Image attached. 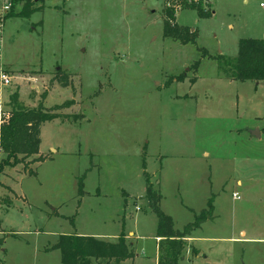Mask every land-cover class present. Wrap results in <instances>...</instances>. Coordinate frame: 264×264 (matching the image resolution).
I'll list each match as a JSON object with an SVG mask.
<instances>
[{"label": "rangeland", "instance_id": "374dc122", "mask_svg": "<svg viewBox=\"0 0 264 264\" xmlns=\"http://www.w3.org/2000/svg\"><path fill=\"white\" fill-rule=\"evenodd\" d=\"M247 1L0 0V14L9 3L0 128L13 104L66 103L42 126L43 161L19 154L0 172V264H63L52 250L60 235L114 241L123 226L135 233L127 235L135 257L124 264H158L148 182L178 230L209 201L215 208L178 264L246 263L243 244L231 238L248 221L264 228V81L228 79L218 57L231 60L242 38L262 37L264 0ZM191 3L215 14L200 17ZM166 9L177 13L172 25L197 31L196 44L164 37ZM7 157L0 145V163ZM247 264H264V242L247 251Z\"/></svg>", "mask_w": 264, "mask_h": 264}, {"label": "trees", "instance_id": "16d2710c", "mask_svg": "<svg viewBox=\"0 0 264 264\" xmlns=\"http://www.w3.org/2000/svg\"><path fill=\"white\" fill-rule=\"evenodd\" d=\"M189 8L195 9L200 17H210L214 15V10H205L202 4L191 3ZM177 13L166 9V20L163 26L164 37L173 38L182 44H196L198 34L187 26H180L176 21ZM26 16V15H25ZM202 55L211 58L205 48H201ZM218 59L225 62L224 72L227 78L237 81H264V39L242 38L239 41L238 54L231 60H226L223 55ZM199 61L194 64L197 71ZM186 75L179 76V81H183ZM59 83L63 87L70 84L68 75H59ZM196 82V79H191ZM58 104L51 108H46L40 104L37 108H23L13 104L10 111V118L7 124L0 128V145L7 154V159L0 163V172L7 165H15L20 162L18 155L25 157L38 155L37 161L45 158L40 152L41 130L44 123L52 121L61 116L60 111L64 105ZM11 160H13L11 162ZM27 166V165H26ZM30 174L34 172L29 170ZM85 175L79 178L78 191L84 195ZM148 182V181H147ZM148 205L158 218L156 237L159 238V259L158 264H178L182 258V253L192 232L201 227V224L208 220L207 212L213 208L212 201L208 202L209 210L203 209L196 215L194 222L188 223L183 230L175 228V222L169 214L161 207L162 194L156 191L148 182L147 185ZM53 249L61 252L63 264H91V259H106L105 264L115 261V264H122L128 259L135 257L133 243L127 241V234L124 226L116 242L98 239L94 236L80 235L77 233L60 235L59 240L53 245Z\"/></svg>", "mask_w": 264, "mask_h": 264}, {"label": "crops", "instance_id": "0c3cea01", "mask_svg": "<svg viewBox=\"0 0 264 264\" xmlns=\"http://www.w3.org/2000/svg\"><path fill=\"white\" fill-rule=\"evenodd\" d=\"M248 1L246 0V3H247ZM262 3V2H261ZM261 3H260V5H261ZM214 12H215V10H214ZM215 14V13H214ZM177 16V15H176ZM177 18V17H176ZM177 20V19H176ZM178 23V22H177ZM179 24V23H178ZM262 37L261 38H258V39H264V33H262V35H261ZM236 57V56H235ZM259 84V82L257 83V85ZM261 132V131H260ZM263 133L261 132V135H262ZM40 152H41V148H40ZM42 153V152H41ZM249 160V159H248ZM252 173V172H251ZM261 173V172H260ZM144 174H145V172H144ZM250 178H251V180H253V178H252V176H250ZM248 179V178H247ZM238 184L239 185H242V180H238ZM145 185H146V183H145ZM262 187V190L264 189V185H262L261 186ZM146 191H147V186H146ZM237 192V191H236ZM235 193V192H234ZM238 193V192H237ZM261 193H263V192H261ZM239 194V193H238ZM240 195V194H239ZM213 209L215 210V208L213 207ZM171 216V215H170ZM173 218V217H172ZM174 220V219H173ZM121 233V232H120ZM126 234L129 236V235H135V233L133 232V231H130V232H126ZM81 235V234H80ZM114 237H113V239H114V241H111V242H116L117 240H118V236L119 235H113ZM216 236V235H215ZM94 237H96V238H98V239H101V240H104L105 238H100V236L98 237V236H94ZM240 237V238H239ZM239 237L237 238H231V240H238V241H240L242 244H243V248H244V253H243V257H244V259H245V262L246 263H244V264H247V251L248 250H250V251H253V250H255V247L257 246V245H259L260 243H262V242H264V228L263 227H261L260 225H259V223H257V222H254V220H252V221H248V222H245V223H243L241 226H240V230H239ZM157 238V237H156ZM190 239H191V243H193L194 241H193V235L191 234V236L189 237ZM210 238H212V239H214V240H216V239H219V240H225V239H228V238H225V237H210ZM109 239H110V237H109ZM129 238L127 237V241L128 242H130V239L128 240ZM158 239V241H159V238H157ZM105 241H107V240H105ZM57 243V242H56ZM132 243V242H131ZM197 248V247H196ZM52 250H57V249H52ZM197 250H198V248H197ZM257 250V249H256ZM249 253H251V252H249ZM201 254H203V253H201ZM251 256H256L255 254L254 255H252V253H251ZM126 261H129V260H126ZM125 262V261H124ZM124 262L122 263V264H124Z\"/></svg>", "mask_w": 264, "mask_h": 264}, {"label": "built area", "instance_id": "2783aa9c", "mask_svg": "<svg viewBox=\"0 0 264 264\" xmlns=\"http://www.w3.org/2000/svg\"><path fill=\"white\" fill-rule=\"evenodd\" d=\"M195 1H198V0H195ZM261 6L264 7V2L261 3ZM8 11H9V3H6V5L3 8L2 14H0V34H2L3 27H4L3 18L7 14ZM0 78L3 81L8 82V76L6 75V73H4L2 71H0ZM233 197L238 199V198H240V195L237 192H235V193H233Z\"/></svg>", "mask_w": 264, "mask_h": 264}, {"label": "water", "instance_id": "95a60500", "mask_svg": "<svg viewBox=\"0 0 264 264\" xmlns=\"http://www.w3.org/2000/svg\"><path fill=\"white\" fill-rule=\"evenodd\" d=\"M252 135L255 137H260L261 136V132L259 129H255L252 131Z\"/></svg>", "mask_w": 264, "mask_h": 264}]
</instances>
